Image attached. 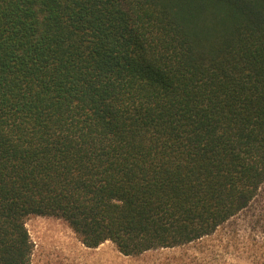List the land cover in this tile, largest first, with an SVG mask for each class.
Here are the masks:
<instances>
[{
  "label": "trees",
  "instance_id": "obj_1",
  "mask_svg": "<svg viewBox=\"0 0 264 264\" xmlns=\"http://www.w3.org/2000/svg\"><path fill=\"white\" fill-rule=\"evenodd\" d=\"M263 185L264 0H0V264L31 215L138 255Z\"/></svg>",
  "mask_w": 264,
  "mask_h": 264
},
{
  "label": "rangeland",
  "instance_id": "obj_2",
  "mask_svg": "<svg viewBox=\"0 0 264 264\" xmlns=\"http://www.w3.org/2000/svg\"><path fill=\"white\" fill-rule=\"evenodd\" d=\"M27 227L34 242L30 264H264V185L248 208L212 234L138 255L122 254L110 240L87 247L58 216L31 215Z\"/></svg>",
  "mask_w": 264,
  "mask_h": 264
}]
</instances>
